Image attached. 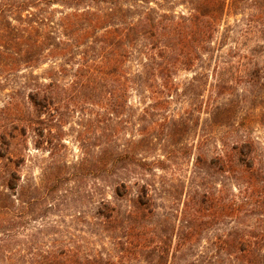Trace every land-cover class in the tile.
<instances>
[{"label": "rangeland", "instance_id": "rangeland-1", "mask_svg": "<svg viewBox=\"0 0 264 264\" xmlns=\"http://www.w3.org/2000/svg\"><path fill=\"white\" fill-rule=\"evenodd\" d=\"M150 6L176 15L193 11L188 0H152ZM52 8L55 20L73 11L59 3ZM209 47L191 67L180 65L170 90L141 54L125 61L119 77L75 76L86 45L71 59L50 57L36 68L0 72V132L12 134L0 157V190L11 195L12 209L0 214V264H54L53 254L63 250L70 256L64 264L87 257L99 264H198L205 254L216 264H238L217 240L260 231L261 213L215 219L191 249L181 248L178 236L203 192L222 203L244 187L212 161L228 144L253 140L264 173V1L228 7ZM255 68L261 70L253 79ZM32 73L52 81L55 103H28ZM13 172L15 191L7 187ZM123 180L127 187L119 195ZM143 187L154 214L137 228L153 233L150 246L137 247L125 220ZM103 200L120 211L111 226L102 224ZM158 236L167 242L165 253L154 250ZM254 249L264 253L263 244Z\"/></svg>", "mask_w": 264, "mask_h": 264}, {"label": "trees", "instance_id": "trees-1", "mask_svg": "<svg viewBox=\"0 0 264 264\" xmlns=\"http://www.w3.org/2000/svg\"><path fill=\"white\" fill-rule=\"evenodd\" d=\"M188 1L193 11L185 16L160 12L150 6L152 0H0V72L19 71L22 66L25 69L36 68L50 57L68 55L71 59L75 49L86 45L87 48L81 51L83 62L75 76L89 77L96 71L101 74L113 72L119 77L124 72L125 61L141 54L154 64L152 69L161 79L162 88L170 90L173 87L172 76L180 65L191 67L203 52L210 50L209 43L219 30L225 10L242 0ZM56 3L73 11L62 12L63 15L55 20L52 6ZM143 65L146 67L148 64ZM260 70H252L253 79L259 76ZM139 72L135 76L141 74ZM52 73L51 69L45 70L49 77ZM29 77L30 81L25 84L29 89L28 103L36 108L55 103V97L50 94L52 81L41 82L40 75L33 73ZM120 85L118 80L116 86ZM9 134L12 135L9 131L0 132V157L4 156L2 150L5 155L8 153L9 148L5 145L9 144L6 140ZM212 161L231 176L241 179L244 187L239 188V193H230L222 203L220 197L208 192H203L195 200L191 217L178 236V245L183 249L196 245L208 224L219 217L232 218L244 211L247 214L261 213L264 221V173L254 141H233L228 144L224 156L216 155ZM17 179L19 176L15 172L7 179L10 190H16ZM118 184L116 192L123 195L120 187L127 185L124 180ZM10 196L6 190H0V214L12 212ZM99 213L104 226H111L120 215L116 206L104 200ZM152 213V199L144 189L136 200L134 212L129 213L125 220L129 223L128 235L134 239V246L151 245L147 236L153 233L152 230L145 231L137 226L142 227L147 215ZM158 239L160 243L154 250L163 249L165 253L167 242L159 236ZM217 241L222 248L231 249L228 250L230 256L238 264L264 262V253L254 249V246L264 245V223L256 233L232 232ZM184 255L187 253L181 254L182 259H185ZM66 256L70 257L64 250L53 254L54 264H64L68 259ZM84 260L81 264L100 263L97 258ZM214 260L215 256L208 254L197 259L198 264H216Z\"/></svg>", "mask_w": 264, "mask_h": 264}]
</instances>
